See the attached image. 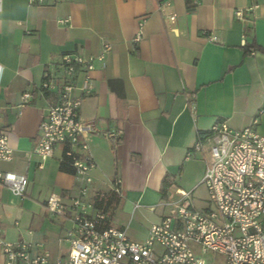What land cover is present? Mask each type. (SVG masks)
Masks as SVG:
<instances>
[{"label":"crops","instance_id":"0c3cea01","mask_svg":"<svg viewBox=\"0 0 264 264\" xmlns=\"http://www.w3.org/2000/svg\"><path fill=\"white\" fill-rule=\"evenodd\" d=\"M188 2L193 8L187 0H0V128L13 151L0 169L28 179L23 197L0 186L3 241L31 243L29 257L43 247L52 260L66 249L61 239L71 222L68 215H50L45 200L56 193L68 206L79 183L59 170L60 151L45 161L31 153L45 106L36 88L61 54L97 55L110 44L104 65L94 62V90L79 117L91 126L88 147L96 164L88 196L119 198L112 224L132 241H144L167 214L159 203L170 184L189 191L197 208L206 207L195 197L203 186V156L187 154L213 123L252 125L264 135V53L244 58L241 48L252 39L264 47V0ZM110 130H121V137L105 139ZM116 179L120 195L111 190Z\"/></svg>","mask_w":264,"mask_h":264},{"label":"built area","instance_id":"2783aa9c","mask_svg":"<svg viewBox=\"0 0 264 264\" xmlns=\"http://www.w3.org/2000/svg\"><path fill=\"white\" fill-rule=\"evenodd\" d=\"M190 1L194 5L200 2ZM30 3L42 5L46 0ZM168 17L173 19V15ZM140 36L139 28L132 41L137 42ZM109 50L110 44L104 42L97 55L61 54L43 71L36 92L45 106L31 153L45 161L60 151V161L67 160L72 168L79 185L69 205L65 206L56 193L45 200L47 212L68 215L71 226L61 239L66 249L55 260L43 247L29 257L31 243L0 238L4 264H264V135L252 125L234 129L225 120H218L197 137L187 156L191 152L203 156L205 170L200 184L208 194L206 207L197 208L189 191L171 184L159 203L169 211L151 225L142 242L130 240L126 229L114 226L109 213L88 196L96 164L88 147L91 126L81 120L79 110L84 97L94 90L90 75L94 62L103 66ZM79 75L81 82L77 84ZM29 97V93L23 94L24 100ZM121 135V130L102 133L107 140ZM12 157L7 131L0 128V165ZM27 183L26 175L0 169V186L14 196L23 197ZM120 183L116 179L111 184L118 195Z\"/></svg>","mask_w":264,"mask_h":264},{"label":"trees","instance_id":"16d2710c","mask_svg":"<svg viewBox=\"0 0 264 264\" xmlns=\"http://www.w3.org/2000/svg\"><path fill=\"white\" fill-rule=\"evenodd\" d=\"M189 0H187V8L191 9L193 8V6L188 2ZM245 37H246V33H245ZM242 51H243V57H247L250 56L251 54L255 53V52H261L264 53V47H261L260 45H258L254 39H252L251 41H246L244 42V44L242 45ZM59 170L62 172H66V173H72L73 174V170L72 168L68 165L67 160L64 161H60L59 163ZM169 183L165 182L164 186L160 189L161 192V196L164 198L165 197V187L168 186ZM171 185V184H170ZM169 185V186H170ZM119 198L113 194V193H108L107 195H103L102 197L97 196L95 197V205L102 207L103 209H105L110 216H112V209L115 208V206L118 203Z\"/></svg>","mask_w":264,"mask_h":264},{"label":"rangeland","instance_id":"374dc122","mask_svg":"<svg viewBox=\"0 0 264 264\" xmlns=\"http://www.w3.org/2000/svg\"><path fill=\"white\" fill-rule=\"evenodd\" d=\"M173 187L179 188L176 185H174ZM179 189H181V188H179ZM195 197L199 198L202 203L205 202V200L208 199V194H207V192H206V190H205V188L203 186H201V187H199L197 189V191L195 192ZM167 211H169V209H167Z\"/></svg>","mask_w":264,"mask_h":264}]
</instances>
